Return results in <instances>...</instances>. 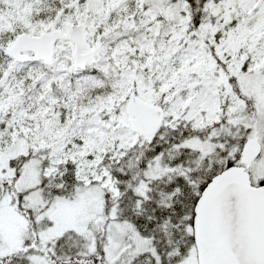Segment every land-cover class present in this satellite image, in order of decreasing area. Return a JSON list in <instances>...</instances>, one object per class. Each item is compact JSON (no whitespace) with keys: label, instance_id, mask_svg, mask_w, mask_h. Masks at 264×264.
Masks as SVG:
<instances>
[{"label":"snow or ice","instance_id":"6c2138e0","mask_svg":"<svg viewBox=\"0 0 264 264\" xmlns=\"http://www.w3.org/2000/svg\"><path fill=\"white\" fill-rule=\"evenodd\" d=\"M0 264H264V0H0Z\"/></svg>","mask_w":264,"mask_h":264}]
</instances>
